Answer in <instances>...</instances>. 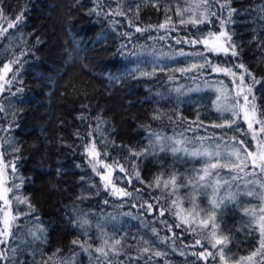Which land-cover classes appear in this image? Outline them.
<instances>
[{
  "label": "trees",
  "instance_id": "trees-1",
  "mask_svg": "<svg viewBox=\"0 0 264 264\" xmlns=\"http://www.w3.org/2000/svg\"><path fill=\"white\" fill-rule=\"evenodd\" d=\"M192 2L159 0L158 6L153 7L152 0H143V3L141 0H107L113 7L120 3L124 9L136 4H140V8L138 16L133 7L127 17H106L90 14L95 0H3L0 17L14 22L15 16L23 13V19L0 37V68L16 56H20L23 63L22 66L11 65L8 80L17 68L20 69L11 84L0 82L4 88L0 92V106L4 108L0 112V159L4 164H16V175L24 181L19 191L29 197L36 208L32 217H21L17 221L25 233L15 241L19 264H101L104 258L94 249L104 238L110 244L113 238L121 239V245L117 246L122 248L121 254L109 253L108 259L113 264H145L149 256L148 264H165L166 261L167 264H220L218 255L215 259L209 256L207 260L191 255L205 248L215 253L216 249L203 239V247H193L199 237L187 230L176 215L179 211L181 216L192 219L187 213L191 207L187 196L190 186L179 189V198L170 194L171 185L163 187L170 173L175 171L183 179L193 167L199 168L202 160L183 153L174 155L170 151L157 150V154H149L148 129L165 137H186L192 142L177 146L188 149L200 145L201 141L194 139L197 136L208 137L203 143L211 144V133L219 136L228 132L247 141L242 132L211 126L221 120L214 104L217 93L205 81L223 80L229 93L234 95L231 78L213 73L207 67L181 73L177 69L189 67L201 58H173V53L180 49L185 52L204 50L217 63L228 62L231 66L237 60L242 61L261 79L253 92L259 111L264 112V50L257 46L258 40H253L254 36L264 35V20L258 19L257 12L264 7V0H227L235 9L234 23L228 27L234 33L233 39L241 45L239 57L217 56L205 50L202 44L176 42L202 30L215 31L220 27L215 17L213 24H180L182 18L192 13L185 12L181 17L176 15L177 8L183 9ZM216 9L217 15L226 12L219 5ZM167 17H171V23L165 29L136 33L128 26L129 18L133 24L147 27L164 23ZM113 20L118 23L113 24ZM173 25L176 30L169 31ZM124 32L133 33L131 42L120 35ZM165 34L167 39H158ZM149 36L153 39H148ZM122 42L127 43L123 52L119 51ZM21 53L27 55L21 56ZM114 75L119 79L114 80ZM245 82H250L247 76ZM155 114H161V118L154 119ZM81 115L86 119H78ZM235 127L247 132L242 116L233 125ZM90 141H94L103 163L119 160L125 164L127 172L115 169L112 180L117 187L132 192L131 197L121 199L111 195L109 188L105 190L88 163L85 145ZM13 147L19 151H13ZM131 152L143 154L133 156ZM17 156L20 159L14 160ZM248 170H251L250 165ZM219 171L222 175L229 174L227 169ZM7 172L11 176L10 167ZM157 177L161 178L160 187L155 186ZM12 195L9 193L10 199ZM239 199L245 202V207L256 206L257 211L262 203L255 197L241 196ZM172 200L177 203L173 204ZM145 201L154 205L151 214L146 211V204L140 207ZM197 203L201 208L211 207L205 196L198 195ZM133 204L137 207H132ZM161 207L165 208L163 216L159 214ZM12 208L15 212L26 206L13 202ZM223 211L225 223L232 229L229 233L232 242L228 246L233 254L231 259L238 261L259 247V232L253 226L251 235L245 236L249 228L242 222L250 218L240 207L229 205ZM85 214L89 224L83 228L74 226L76 218ZM178 224L180 227H176ZM37 226L45 229V239L32 241L29 247L28 230ZM153 228L156 234L151 231ZM145 239L155 244L146 245ZM73 240L85 246L92 245L89 251L93 258L90 259L79 245H74ZM173 241L186 255L173 251ZM12 243L9 240V244ZM144 247H148L149 252H143ZM159 250H166L167 255L154 256V251Z\"/></svg>",
  "mask_w": 264,
  "mask_h": 264
},
{
  "label": "snow or ice",
  "instance_id": "snow-or-ice-1",
  "mask_svg": "<svg viewBox=\"0 0 264 264\" xmlns=\"http://www.w3.org/2000/svg\"><path fill=\"white\" fill-rule=\"evenodd\" d=\"M179 0H177V3ZM143 3V0H141ZM159 0H152V6L157 7ZM3 4V0H0V5ZM216 5H219L221 10L226 9V12H221L220 15H217ZM105 7L107 10H105ZM133 7L136 9V15H139L140 4L129 5L127 9L122 8L121 4L118 3L115 7L111 4H107V0H95V7L90 10L91 13L96 15L103 14L104 16H125L129 12H132ZM185 12L192 13L186 19L182 18L180 24H192L197 26L200 24H213V17L219 21V29L215 31H208L207 29L202 30L199 34H193L192 37L186 39H177V43H189L193 46L197 44H202L204 49L213 53L214 55H223L225 57H239L241 45H239L233 39V31L228 27V25L233 24L234 20L232 19L235 9H232L227 0H193L192 3H189L183 9L177 8L176 15L183 17ZM257 12L260 14L258 16L259 20H264V7L257 9ZM0 15H3V8L0 7ZM7 19V18H6ZM23 19V13L16 15L14 22H9L6 28H0V37H3L4 34L8 31L9 28L16 27ZM113 24L118 23L113 20ZM171 23V17H167L164 23L159 25H148L147 27H140L132 23L129 18V27L134 28L136 33H143L150 30H159L165 29L166 25ZM117 31V29H113ZM175 26L173 25L169 31H175ZM207 32V35H205ZM13 36L15 33L12 34ZM127 42H131L132 32L120 33ZM148 39H153L149 36ZM159 40L167 39V34L159 36ZM253 40H258V47L264 50V35L253 37ZM11 41H9L10 43ZM127 47V43L122 42L121 48L119 51ZM22 55H27V53H21ZM175 56H194L200 57L201 59L197 62H193L189 67L177 69L181 73L193 71L194 69H205L211 68L213 73H222L225 76L231 78L232 87L234 89V95L230 94L228 91V85L224 83L223 80L216 81L211 83L205 81L209 84L210 88H214L217 93L214 104L215 109L220 113L218 119L221 120L220 123H215L211 125L213 128H230L232 132H242L243 135L247 136L248 133H251L252 139L256 141V150L249 151V145L246 140L238 139L235 135L228 132H222L219 136L215 133L209 134L212 137V143L205 145L203 141L208 139V137L197 136L194 139L201 141L198 147L193 149H188L187 147H178L177 145L184 144L185 142L191 143L192 141L188 138L184 139H175L173 137H165L160 133L148 129L149 133V154L155 155L158 152H167L170 151L174 155L177 153H183L184 156L191 157L193 159H201L202 164L199 168L193 167L191 173L185 176L183 179L177 175L175 171L169 174V177L164 180L163 187L168 188L171 185V195L177 196L179 198V189L180 188H189V193L187 194L189 198V203L191 207L187 210L188 216L192 217L191 220L180 215L178 211L176 215L180 218L181 223L184 224L187 230L196 233L197 239L194 241L193 247L201 244V240H207L211 244L213 249H216V252H210L207 248L201 252H191V255L196 256L198 260L203 259L207 260L209 256L213 259L218 255L220 257V264H264V138H260V133H264V112L259 111L256 104V94L253 92V89L256 85L261 84V79L257 78L252 71H250L245 64L237 60L235 63H232L229 66L228 62L217 63L212 61L206 54L204 50H197L195 52H185L183 49L178 50L173 53V58ZM22 60L20 56H16L14 59L10 60L7 63L3 64L2 71L3 75H0V80H3L8 72L12 71V64H19L22 66ZM240 69L241 71L237 73L234 69ZM161 71L164 68L160 69ZM20 69L17 68L16 72H13L11 79L7 80L8 84L12 83V80H15ZM142 75H150V73H142ZM245 76L249 78L248 83L245 82ZM113 79H119L118 76H113ZM22 83V81H21ZM218 85V86H217ZM4 91L3 85H0V92ZM17 91H23V89H18ZM179 92V89H177ZM183 95V93H180ZM12 95H16V92H12ZM159 95V94H158ZM251 98V99H250ZM86 107V106H84ZM4 111L3 106H0V112ZM225 113H230V116H225ZM242 118L247 123L248 131L244 132L241 128L235 127L233 125L237 123L239 118ZM154 119H160L161 114H155ZM78 119H86L85 116L81 115ZM171 119V117H169ZM203 122L201 121V124ZM254 125H259L258 129L254 128ZM11 127V125L9 126ZM91 128L92 126L89 125ZM99 125H97V128ZM3 131H7L4 129ZM92 135L91 132L88 134ZM71 147V146H69ZM15 152H18L19 149L13 147L12 149ZM85 152L89 157L88 163L92 167L93 172L97 171V164L102 163L98 159L100 153L97 150L94 141L90 142V145H85ZM143 153L131 152V155L138 156ZM2 155V154H0ZM15 159H20V157H14ZM95 161V163H93ZM251 165V170L249 169ZM115 166L118 167L121 172H127L125 164L121 163L119 160L114 161L113 165L108 163H103V167L108 170L106 174H101L102 180H106L105 190L107 191L111 181L108 177L111 175V168ZM11 168V176L7 172L8 168ZM219 169H227L228 175H222ZM258 170V171H257ZM60 169H57L59 174ZM17 168L14 162H9V164H4L3 160L0 159V201L3 203V207H0V245H3V248H0V261L4 264H19L17 260L18 248L15 244V241H19L22 236L25 235L21 225L17 223L21 217H32L36 212L35 206L31 203L29 197L20 193V188L23 186V178L16 175ZM136 175L139 176V172H136ZM249 177H251L249 179ZM83 180L84 177H81ZM179 180V183H178ZM143 183V181H141ZM94 186V185H93ZM155 186H161V178L157 177L155 180ZM257 187L259 191H257ZM223 189V191H222ZM137 192L140 189H136ZM9 193H13L11 199L9 198ZM111 195L117 196L121 199L124 197H131L132 192L127 191L123 188H117L115 185H112ZM205 196L208 198V202L211 207L201 208L197 203V196ZM241 196L246 197H255L260 200L262 203L256 209V206L251 208L245 207V202L241 201L239 198ZM79 198V197H78ZM13 202L17 205L24 204L25 209L21 210L17 208L13 212ZM108 201H105L107 203ZM157 203L159 199L157 198ZM173 204H176V200H172ZM146 204V211L151 214L153 211L154 205L147 201L144 204H141L140 207H144ZM229 205H236L241 208V211L245 216H248L250 219L248 221L242 222L244 226L249 228V231L245 233V236L251 235L252 231L258 230L259 232V247L255 251L251 252L248 256H241L238 261H232V251L228 248L229 244L232 242V237L230 236L231 228L225 223L224 216L225 212L223 209L227 208ZM132 207H137L133 204ZM165 208L161 207L159 209V214L164 215ZM36 220L39 219L38 216L34 217ZM114 219V218H113ZM89 224V220L85 215H80L74 221V226L83 228L85 225ZM221 225H224L221 228ZM254 226V229H253ZM99 227V226H98ZM171 229V225H168ZM180 227V225H176ZM13 228L16 229L13 232ZM239 230V229H238ZM151 231L156 234V230L153 228ZM31 240L27 241L28 246H31L32 241H44V232L45 229L37 226L35 229H29ZM158 235V234H157ZM175 235V234H173ZM9 240L13 241L10 245ZM163 242V240L161 241ZM74 245H79L81 249L88 253L89 258L92 257V252L89 249L92 248V245L85 246L81 244L79 240H73ZM144 243L155 244V241H150L148 239L144 240ZM173 243V251H178L180 255H186L183 249H177L175 247V241ZM121 245V239L113 238L111 244L107 238H104L101 245L94 249L95 252L100 253L104 258L101 264H113V261L109 260V253L114 255H120L122 248L117 246ZM59 251V250H57ZM143 252H149L148 247L142 249ZM154 256L162 257L166 256V250L154 251ZM99 260V258H96ZM151 260V256L148 257V260H145V264H148V261ZM167 264V261L165 262Z\"/></svg>",
  "mask_w": 264,
  "mask_h": 264
},
{
  "label": "rangeland",
  "instance_id": "rangeland-1",
  "mask_svg": "<svg viewBox=\"0 0 264 264\" xmlns=\"http://www.w3.org/2000/svg\"><path fill=\"white\" fill-rule=\"evenodd\" d=\"M9 22H11V21H9V20H7V19H5V18H3V17H0V28H6V27H7V24H8ZM2 67H3V66H2ZM2 67L0 68V70H2ZM234 71H236L237 73L240 72V71H238L237 69H234ZM9 73H10V72L7 73V76H6L3 80H0L1 83L3 82V84H6V81L8 80V74H9ZM0 75H3V72H2V71H0ZM230 80H231V79H230ZM231 82H232V81H231ZM250 99H251V98H250ZM241 116H242V115H241ZM244 122H245V121H244ZM245 124H246V126H247V123H246V122H245ZM259 127H260L259 125H254V128H256V129H258ZM247 131H248V128H247ZM260 138H264V133H260ZM247 141H248V143H249V151H255V150H256V141H254V140L252 139V136H251V133H250V132H249L248 135H247ZM90 142H91V141H90ZM90 142H88L87 145H90ZM86 154H87V153H86ZM87 157H88V155H87ZM88 158H89V157H88ZM98 159L100 160L99 157H98ZM100 161H101V160H100ZM93 163H95V161H93ZM108 164L113 165V162H112V163H108ZM250 166H251V165H250ZM115 169H118V167L113 166V167L111 168V175L108 177V179L111 181V184L109 185V190H110V191H112V185H115V184L113 183V180H112V174H113V172L115 171ZM107 171H108V170H106V169L103 167V162L97 164V171H96V173L99 172V173H101V174H106ZM257 171H258V170H257ZM97 176H98V178H100L102 184L105 186V183H107V181H106V180H102L100 175L97 174ZM263 176H264V174H262V177H263ZM115 187H117V186L115 185ZM117 188H119V187H117ZM0 207H3V203H2V201H0ZM0 248H1V245H0Z\"/></svg>",
  "mask_w": 264,
  "mask_h": 264
}]
</instances>
